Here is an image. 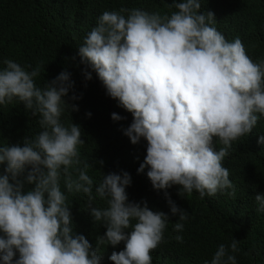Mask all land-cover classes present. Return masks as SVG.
<instances>
[{"label": "clouds", "instance_id": "clouds-1", "mask_svg": "<svg viewBox=\"0 0 264 264\" xmlns=\"http://www.w3.org/2000/svg\"><path fill=\"white\" fill-rule=\"evenodd\" d=\"M168 7L175 9L170 15L139 8L103 12L78 55L91 69L83 71L85 80L95 72L106 94L132 114L123 134L133 145L147 144L137 172L148 169L153 189L164 192L171 215L179 217L173 231L182 233L190 214L170 198L174 185L182 197L236 198L224 161L264 118V60L253 62L239 37L227 40L215 27V14L201 11V0H172ZM3 64L0 107L23 104L41 130L23 146L0 145V264H102L99 245L121 242L124 249L111 254L112 264H152L150 253L164 242L169 215L146 201H129L128 172L103 175L98 183L88 174L93 168L81 158V127L62 119L79 110L65 99L81 98L69 97L71 73L61 71L39 87V65ZM257 143L264 144V135ZM22 176L32 190L23 191ZM69 195L86 197L93 222L106 228L95 249L73 230ZM97 199L107 206L93 207ZM254 200L264 212V193ZM174 239L183 242L182 235ZM239 243L220 244L205 264H237Z\"/></svg>", "mask_w": 264, "mask_h": 264}, {"label": "trees", "instance_id": "trees-1", "mask_svg": "<svg viewBox=\"0 0 264 264\" xmlns=\"http://www.w3.org/2000/svg\"><path fill=\"white\" fill-rule=\"evenodd\" d=\"M201 2V11L215 14V27L227 40L239 37L253 62L264 60V0ZM171 3L172 0H0V68L4 67L5 59L28 70L39 65L41 75L36 79L39 87L61 71L71 73L74 89L69 97L74 93L81 98L65 99L69 104H77L79 110L66 112L62 119L81 127L85 141L80 148L81 158L88 160L93 168L88 174L98 183L103 175L128 172L132 178L131 186L126 189L129 201H146L151 210L169 215L164 242L150 253L152 264H205L211 261L220 244L228 246L233 238L240 241L239 252L235 253L237 264H264V212L256 210L254 200L257 194L264 193V144L257 143L259 136L264 135V118L248 137L233 144L224 161L236 187L235 199L217 194L201 200L196 192L182 197L178 194V185L167 190L175 204L190 214L184 231L177 233L173 231V223L179 217L171 215L164 192L153 189L146 175L147 168L144 173L137 172L144 162L147 144L142 139L133 145L123 134L133 121L132 114L106 94L95 72L90 81L84 78L83 71L91 69L81 63L79 46L103 12L139 8L170 15L175 11L169 9ZM112 113L123 119L113 121ZM37 121L38 117L26 111L23 104L0 107V145L23 146L25 138L41 130ZM214 147L217 151L221 147L215 139ZM20 179L23 191L34 188L24 176ZM86 199L82 195H69L73 230L83 234L95 249L97 237L104 235L106 228L93 222ZM92 206L107 205L97 199ZM178 234L183 236L182 243L174 239ZM123 249V242L115 248L99 245L102 264H112L111 254Z\"/></svg>", "mask_w": 264, "mask_h": 264}]
</instances>
